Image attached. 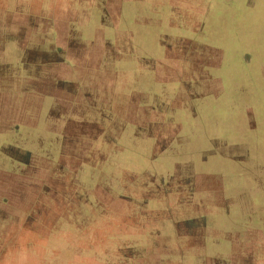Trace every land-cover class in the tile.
Returning a JSON list of instances; mask_svg holds the SVG:
<instances>
[{"label": "rangeland", "instance_id": "obj_1", "mask_svg": "<svg viewBox=\"0 0 264 264\" xmlns=\"http://www.w3.org/2000/svg\"><path fill=\"white\" fill-rule=\"evenodd\" d=\"M17 89L0 168L30 156L40 188L0 208V264H213L264 226V0H0V96Z\"/></svg>", "mask_w": 264, "mask_h": 264}, {"label": "crops", "instance_id": "obj_2", "mask_svg": "<svg viewBox=\"0 0 264 264\" xmlns=\"http://www.w3.org/2000/svg\"><path fill=\"white\" fill-rule=\"evenodd\" d=\"M215 61H216V63H215ZM200 62L203 63L202 65L199 64L200 67L201 66L210 67V66H212V64H214L215 67H217L220 64V61H218L219 63H217L216 54H214L213 57H209L207 60L205 59V60H202ZM195 64L196 63L193 64L194 68L195 67L198 68V65L197 64L195 65ZM194 76L195 75H193V77ZM38 91H39L38 92V97H39L38 103H39V101H40V103H39V105L37 103V108L38 107L40 108L41 99H43V97L45 95L47 96L48 94H50L53 96L54 94H53V92L48 93L46 91L45 92L41 91V90H38ZM4 95L6 97L0 96V105L3 108V113H5V109L12 110L13 108H15V111L18 114H21L20 108H21L22 103L20 102L19 89H17V92H15V93L6 92ZM10 108H12V109H10ZM54 111H55V109L53 107V109L50 110V113L48 115L49 118H50V116L54 117V115L58 114L57 112L54 113ZM23 113H24V111H23ZM59 115L60 114H58L57 116H59ZM18 120H20V119H18ZM35 123H36V118L34 117V118H32V121L29 120L28 124L27 125L25 124V125L29 128H32V127L36 126ZM68 123L69 122H67V121L65 122V124H66L65 125V131L67 130L68 134H71L72 129H73L72 123L69 125L70 128H67ZM7 129L9 130L8 127H7ZM69 142H70V140H67L65 144H69L70 146H72L73 143L70 144ZM16 158L19 159V157H16ZM243 159H247V157L246 158L243 157L242 159H240V161H243ZM19 161L24 162V164H20L18 161L11 158L12 168L10 167L9 172L7 171L8 168H5V169H3V167L0 168V178L2 179V180H0V192H1V194H0L1 195V197H0V208H1V211L2 210L4 211L6 206L8 205V203L12 202V196H14V195L18 196L19 191L21 189H25V191H26L29 188V186H33L31 184V182L32 183L34 182L35 187H36V184H38L37 186L39 187V181L37 180L38 178L35 174L34 175L28 174V180H26L27 182H25L24 179L26 178L27 173H21V171L24 169H28L29 171L33 172L34 169L36 168V165H34V161H31L30 156L28 159H24V161L23 160H19ZM6 164L10 165L7 162H6ZM21 165H25V167H22ZM32 172H30V173H32ZM204 176L209 182H208V185L205 184L201 190L210 191L211 193H213V191H214V195H216V203H218V205H221L222 201L220 200V197L222 196V193L224 191V183H225L224 178L221 177V175H212V174H207ZM39 179H41V178L39 177ZM36 181H37V183H36ZM11 187L14 188L15 192L9 191V188H11ZM35 192L37 193L38 190ZM194 192H196V191L194 190ZM168 206H170V205H168ZM240 228L243 230L238 231L235 234H227L226 233V237H223V238L233 237L232 241H230L229 243L228 242L226 243V245L228 247H230L229 253L222 254L220 257H216V258L212 259L210 262L213 261V264L214 263L220 264L221 262H222V264H229L232 261H239V262H244L243 264H248V262L252 261V263L255 262L256 264H264V226L260 227V228L259 227L254 228V227H250L248 225V226H244V227L241 226ZM176 229H178V230L181 229V230L177 231V233L178 234L182 233L183 237H185L186 240H188L187 241L188 243H191L193 245L196 244L197 245L196 247L200 248L198 246L201 245V241L194 239V237H199L200 231L198 230V228H196V229L194 228L191 230L190 229L185 230V229H182L180 227H177ZM192 236H194V237H192ZM215 243L217 244L218 242H215ZM238 244L243 245V248H244V250L242 252L243 255H240L238 253V251L235 254L233 253V250L237 247ZM262 244H263V247H262ZM218 245H219V243H218ZM177 247H179V245ZM183 247H186V246H183ZM224 250H228V248L224 249ZM181 253L178 254L179 257L182 256ZM255 254H257V258H255V260H254L253 258L255 257L254 256ZM182 257H183V259H185L184 254ZM193 257L195 258L196 261H199L198 257H201V255H198V253H195L193 255ZM245 257H246V260H245ZM221 258H225V260H222ZM227 260H230V261H227ZM206 261H209V260H206ZM176 264H181V263L176 262Z\"/></svg>", "mask_w": 264, "mask_h": 264}]
</instances>
